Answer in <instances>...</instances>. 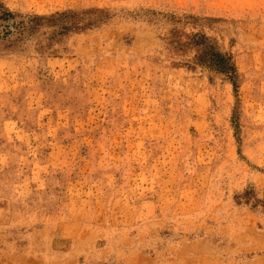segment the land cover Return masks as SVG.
<instances>
[{
  "label": "rangeland",
  "instance_id": "obj_1",
  "mask_svg": "<svg viewBox=\"0 0 264 264\" xmlns=\"http://www.w3.org/2000/svg\"><path fill=\"white\" fill-rule=\"evenodd\" d=\"M0 264H264V0H0Z\"/></svg>",
  "mask_w": 264,
  "mask_h": 264
},
{
  "label": "trees",
  "instance_id": "obj_2",
  "mask_svg": "<svg viewBox=\"0 0 264 264\" xmlns=\"http://www.w3.org/2000/svg\"><path fill=\"white\" fill-rule=\"evenodd\" d=\"M219 61H217L216 66H218L219 69L226 71V72H231L234 70V66L232 63H229V58L226 59L223 56L219 55Z\"/></svg>",
  "mask_w": 264,
  "mask_h": 264
}]
</instances>
